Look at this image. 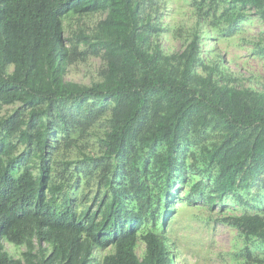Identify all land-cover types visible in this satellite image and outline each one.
<instances>
[{
	"label": "trees",
	"instance_id": "1",
	"mask_svg": "<svg viewBox=\"0 0 264 264\" xmlns=\"http://www.w3.org/2000/svg\"><path fill=\"white\" fill-rule=\"evenodd\" d=\"M188 2L194 23L171 30L183 48L168 54L166 0H0V264H175V198L223 213L259 188L264 84L244 86L201 38L251 10L264 25V0ZM91 57L98 81L65 80ZM218 220L242 238L235 264H264V209Z\"/></svg>",
	"mask_w": 264,
	"mask_h": 264
},
{
	"label": "rangeland",
	"instance_id": "2",
	"mask_svg": "<svg viewBox=\"0 0 264 264\" xmlns=\"http://www.w3.org/2000/svg\"><path fill=\"white\" fill-rule=\"evenodd\" d=\"M163 16L160 18L167 28L161 36V47L165 53L180 52L183 48V40L175 38L171 32L173 29H186L194 23L191 16V8L188 0H166ZM247 18L239 23L232 33L224 32L206 35L201 38L204 56L220 57L222 63L228 67L236 77L241 79L243 85L253 86L258 89L264 84V61L257 55V48L264 39V25L253 10L246 12ZM103 67L102 59L91 57L87 63L71 65L68 67L65 80L90 85L99 80V72ZM10 108H3L2 113ZM108 110L102 116L96 127L103 125ZM104 127L100 128V132ZM98 137L87 140V154H93L99 150ZM93 149V151H90ZM82 156H78L81 158ZM72 159H77L73 156ZM72 167L71 169H73ZM249 186L239 192L240 202L233 199L226 200L223 206L224 212H220V206H214L213 210L200 206H186L185 201L173 200L174 210L163 223V232L166 234L169 244L173 247V261L175 264H235L234 253L242 246V238L238 236L236 229L225 225L218 219L226 214H241L243 212L257 213L264 209V176L263 182L258 186ZM180 188L183 190L184 185ZM179 188V189H180ZM184 192L180 194V197ZM79 197L75 202H79ZM6 250L12 256H18L24 248L17 249L4 243ZM144 245L139 244L137 254L141 256Z\"/></svg>",
	"mask_w": 264,
	"mask_h": 264
}]
</instances>
